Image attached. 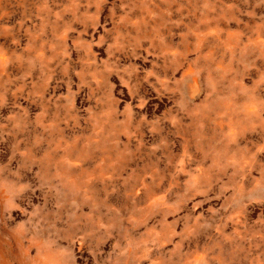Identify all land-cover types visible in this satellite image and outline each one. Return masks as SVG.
<instances>
[{
    "label": "rangeland",
    "instance_id": "rangeland-1",
    "mask_svg": "<svg viewBox=\"0 0 264 264\" xmlns=\"http://www.w3.org/2000/svg\"><path fill=\"white\" fill-rule=\"evenodd\" d=\"M0 264H264V0H0Z\"/></svg>",
    "mask_w": 264,
    "mask_h": 264
}]
</instances>
